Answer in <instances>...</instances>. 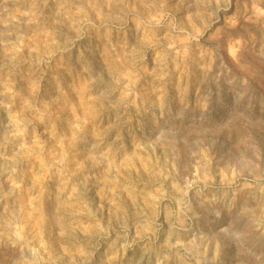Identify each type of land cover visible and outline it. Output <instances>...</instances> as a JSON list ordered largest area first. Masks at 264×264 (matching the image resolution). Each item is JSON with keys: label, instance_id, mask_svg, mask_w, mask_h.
Here are the masks:
<instances>
[{"label": "rangeland", "instance_id": "1", "mask_svg": "<svg viewBox=\"0 0 264 264\" xmlns=\"http://www.w3.org/2000/svg\"><path fill=\"white\" fill-rule=\"evenodd\" d=\"M32 3L0 0V69L8 62L20 64L23 75L34 72L32 82L40 106L50 104L58 111L55 139L51 131H45L50 127L45 121L5 146L8 114L0 106V214L8 207L22 208L25 215L32 216L38 223L40 246L50 244L55 237L58 245L68 249L57 264H183L189 241L201 236L212 240L204 264H264V234L245 236L251 219L248 208H256L259 201L252 195L254 190L237 188L231 182L234 172L228 167L251 174L256 162L264 166V48L257 45L246 51L244 61L239 41L226 52L224 41L211 40L215 28L224 24L225 15L235 11L236 0L228 13H219L217 24L204 33L199 47L182 50L179 69L172 65L174 71L165 78L169 82L167 94L157 102L163 106V115L157 109L155 116L149 112L144 117L141 148L136 149L125 138L127 150L114 157L110 154L117 164L124 161L134 167H121L131 180L121 177L116 184L109 183L103 199L100 188L105 185L107 161L101 160L85 173H72L77 162L92 163L86 161L90 154L115 147L116 130L108 125L116 113L110 117L103 114L83 125V132L77 136L75 129L82 125L76 118L88 109L95 90L89 93L86 87L73 86L72 76L59 67L67 62L75 67L81 51L84 62L92 64L95 42H77V48L63 51L51 43V36L30 40L38 31L37 24L29 22ZM74 35L65 23L56 30L55 38L63 45L64 39ZM20 38L24 43L19 52L6 51L4 40ZM245 62L257 70L248 87L244 85L248 79ZM2 79L0 72V82ZM17 79L18 86L28 83ZM146 85H150V78L137 84L138 94ZM62 92L65 103L58 109L52 101ZM250 134V146L244 147L242 142ZM37 139L41 142L39 152L34 151ZM143 144L153 148L146 152ZM53 153L63 163L49 169ZM157 167L167 177L162 188L150 181ZM87 172L92 174L90 190L81 195L77 185ZM113 175L108 173L107 179ZM132 181L134 188L125 190ZM112 188L114 192L109 191ZM157 211L159 217L155 219L153 213ZM153 219L157 230L132 243L139 225ZM196 225L197 232L193 231ZM217 240L221 254L214 260ZM126 241L131 246L126 247ZM25 255L31 254L0 238V264H17Z\"/></svg>", "mask_w": 264, "mask_h": 264}, {"label": "clouds", "instance_id": "2", "mask_svg": "<svg viewBox=\"0 0 264 264\" xmlns=\"http://www.w3.org/2000/svg\"><path fill=\"white\" fill-rule=\"evenodd\" d=\"M232 7L233 0H33L30 8L32 19L29 22L37 24L38 31L29 37L30 40H35L41 35L51 36V43L57 44L63 51L77 48V42H95L96 56L92 64L84 62L81 51L75 67L71 62L61 63L59 67L66 69L72 76L73 86L86 87L89 93L95 90V94L90 97L91 104L88 109L76 118L82 126L75 129L73 125L77 136L83 132V125L93 123L103 114L110 117L113 111L116 113L115 119L108 125L109 129L116 130L113 141L115 147L110 146L98 155L90 154L86 161L92 163L89 165L85 161L77 162L76 170L72 173H85L89 167H96L101 160L107 161L105 185L100 188L101 199L106 195L105 189L109 183L116 184L121 177L131 180L130 175H124L121 167H134L124 161L117 164L114 158H109L110 154L114 157L115 153L127 150L125 138L130 140L136 149L141 148L140 132L144 127V117L149 112L155 116L157 109L163 115V106L157 102L167 94L169 82L165 78L174 71L172 65L175 64L176 69H179L183 63L182 50L185 47H199L201 39L205 37L204 33H209L217 24L219 13H228ZM65 23L75 35L64 39L61 45L55 38L56 30ZM212 33L214 38L211 40L224 41L226 52L231 44L239 41L241 60H244L246 51L256 48L257 45L264 48V0H236L235 11L225 15L224 24L216 27ZM3 43L6 51L19 52L24 40L9 39ZM204 51L208 52L207 49ZM245 64L248 79L244 81V85L248 87L249 78L256 76L257 70L250 63ZM0 72L3 73L0 82V106L5 108L8 114L4 132L5 146L23 136L30 127L35 129L45 121L50 125L45 131H51L52 138L55 139L58 111L53 110L50 104L40 106L37 89L32 82L34 72L23 75L20 64L8 62H5ZM17 77L28 83L18 86ZM147 78H150V85H146L138 94L137 84ZM117 93L119 95H116ZM64 103L63 92L52 101L58 109H62ZM251 139L250 134L242 142L243 146H250ZM40 143L37 139L34 151L39 152ZM143 148L147 152L153 146L143 144ZM132 155L135 156L136 152L133 151ZM61 163L63 161H57L53 153V159L47 167L56 168ZM228 167L229 171L234 172L231 182L237 188L254 190L252 195L259 201L256 208H248L247 216L251 219L245 236H250L253 232L264 234V166L256 162L251 174H246L245 170L239 168L234 169L231 165ZM60 171L63 172L64 169L61 168ZM113 172L115 175L108 180L107 174ZM91 178L92 174L87 172L77 185L81 195H87L89 192L88 182ZM166 178L164 170L157 167L151 173L150 181L160 184L162 188V180ZM68 179L70 180L71 176H68ZM134 184L135 181H132L125 190L134 188ZM109 191L114 192L115 189ZM153 216L158 219L159 212H154ZM155 219L151 223L139 225L132 243L145 239L146 233L157 230ZM37 228V221L32 216L25 215L22 208L10 210L5 207L4 212L0 214V238L7 240L14 247H19L22 252L31 254L25 255L17 264H57L63 252L68 251L58 245L55 237H52L50 244L40 246L37 243ZM196 228L197 225L193 231ZM125 235L127 236V232ZM209 244L212 246V240L204 236L189 241L190 247L183 257V264H204L209 253ZM125 246L131 245L126 241ZM60 248H63V251H59ZM220 254L221 244L217 240L213 259L218 260ZM158 264L162 262L158 261Z\"/></svg>", "mask_w": 264, "mask_h": 264}]
</instances>
